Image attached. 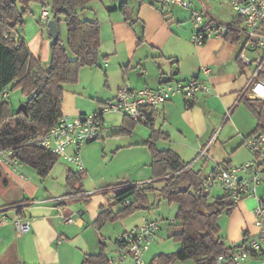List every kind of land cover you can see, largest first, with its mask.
Returning <instances> with one entry per match:
<instances>
[{"label":"crops","instance_id":"obj_1","mask_svg":"<svg viewBox=\"0 0 264 264\" xmlns=\"http://www.w3.org/2000/svg\"><path fill=\"white\" fill-rule=\"evenodd\" d=\"M122 1L100 4L94 2L82 13L84 18L97 19L101 25V56L106 59L100 61L97 71H103L106 82L100 87L96 86V80L100 79L102 74L91 70L84 72V79L79 78L77 85L74 86V92H70V87L65 85L62 113L69 116L93 114L105 102L116 97L121 85L133 89L156 88L162 84L161 80L165 76H171L172 80L198 78L210 89L192 100H187L183 96L175 97L163 105L156 122L137 123L130 134H120L126 122L125 116L111 113L121 115L117 120H113L107 119L105 115V126L95 141L101 140L97 144L103 148L106 173L103 171L98 177H92L90 164L81 158L86 172L83 187L86 194L92 195L89 202L68 198L66 187L68 174L71 170L78 171L76 164H68L59 173L58 181L49 184L46 189L49 194L47 198L36 199L38 191L36 187L32 193L33 200L23 198L24 203L20 210H6L5 207H0V242L5 240L9 249H14L18 264H82L86 255L98 254L102 245L106 247L108 261L114 255L116 241L120 236L146 221L155 220L150 217V211L136 212L124 220H109L101 229L95 225L102 207L109 208L114 214L122 209L115 196L111 193L104 194L105 190L121 184H145L153 180L150 167L152 156L146 145L152 129L167 137L158 141L159 149H172L185 163L193 164L195 170L197 150L219 130L218 139L210 153L211 158L197 161V163L203 161L198 167L203 176L205 168L210 166L211 169L215 162L233 166V163L242 164L252 159L245 141L254 133L256 119L253 122L249 119L243 124L236 115L255 68L253 65L245 66L238 60L241 53L252 59L256 54L246 45L247 39L242 33L244 22L233 17L228 9L219 15L212 12L205 0H191V6L187 8L191 16L192 10L205 8L209 12L206 26H212L213 20L229 27L221 36H212L205 44L197 46L191 42L193 34L191 18L184 21L185 19L179 18L178 12L168 11L167 6L162 10L163 6L158 4L157 0H129L130 15L135 21L131 25L118 10ZM224 2L229 5L226 0ZM39 24L41 31V28L36 29L32 35L23 38L28 42L34 57L46 64L51 56L52 39L44 37L45 31L48 33L47 25L43 22ZM229 30L233 37H227ZM12 36L17 35L12 33ZM105 43H111V47L108 46L106 53L103 54ZM204 69H210V72L204 73ZM228 112L237 117L236 135L242 136L236 147L233 145V137L230 141L229 139L219 141L220 133L230 121V118L227 119ZM83 147L71 146L70 155L74 153L81 155L84 152L85 156H88L90 147L86 145ZM70 165L77 168L73 169ZM107 167L109 168L106 170ZM7 172L17 186L21 182L29 183V178L24 173L26 177L11 170ZM88 178L100 182V185L97 184L94 190H88L85 184ZM258 193L264 196V182L258 188ZM256 204L255 198L247 197L237 204L232 214L219 220L221 235L228 246L242 245L246 233L253 234L257 231L254 224ZM61 212L65 215L73 214L75 223L62 222L59 216ZM17 216L25 217L30 222L29 232L18 234L13 223ZM4 219L7 220L1 224ZM174 223L175 220L167 224L171 226ZM108 227L110 231H115V235L109 230L105 235L104 231ZM161 227L158 238L144 256L150 264L157 255L169 253L161 248L164 230L162 225ZM148 255L151 260L147 259ZM257 263L251 259L241 264ZM123 264L132 262L127 261Z\"/></svg>","mask_w":264,"mask_h":264},{"label":"trees","instance_id":"obj_2","mask_svg":"<svg viewBox=\"0 0 264 264\" xmlns=\"http://www.w3.org/2000/svg\"><path fill=\"white\" fill-rule=\"evenodd\" d=\"M96 1L101 0H0V148L14 149L17 160L32 167L41 179L49 177L60 157L43 148L30 146V138L47 133L58 123L63 116L64 87L78 81L81 68L98 66L101 57L106 59L101 56L99 21L82 16L86 8ZM32 4L42 8L49 6L51 19L56 21L59 29L57 40L51 42V56L46 64L34 57L23 37L12 36L19 27L25 26ZM118 10L125 16L126 22L131 25L135 22L127 0L121 2ZM62 25L66 27V40L61 35ZM229 36H234L230 30ZM5 90L10 95L13 90L20 91L26 98L27 112L13 110L10 97L2 101L1 95ZM241 100L256 119L253 134L264 133V101L250 99L247 95H243ZM136 125L126 117L120 134H130ZM163 139L167 137L152 129L146 144L152 156L150 167L153 180L145 184H121L105 190L104 194L115 196L122 209L114 214L109 208L102 207L95 225L101 229L109 220H124L136 212L151 211L157 206L150 201V195L154 194L159 203L168 201L178 205L175 223L171 225L175 229L170 238L181 247L175 252L157 255L152 264L186 261L218 264L220 256L232 249L242 248L246 242L245 234L242 245L228 246L219 226L222 214H232L238 203L225 195L211 201L210 193L201 189V171L195 170L193 164L185 163L172 149H159L157 143ZM85 177L84 169L69 172L66 182L68 198L89 202L92 195L86 194L83 187ZM16 186L6 168L0 164V199H7V204L3 206L6 210H20L24 203L17 199L9 202L7 190ZM0 264H18L13 248L7 251ZM82 264H108L106 247L102 245L96 255H86Z\"/></svg>","mask_w":264,"mask_h":264},{"label":"built area","instance_id":"obj_3","mask_svg":"<svg viewBox=\"0 0 264 264\" xmlns=\"http://www.w3.org/2000/svg\"><path fill=\"white\" fill-rule=\"evenodd\" d=\"M226 1L235 16L244 22L242 33L247 39L246 45L256 53L254 59L244 53L238 56V60L243 65L255 67L244 95L250 99L264 101V0ZM157 3L186 9L191 6V0H157ZM50 19L51 9L46 6L42 10L41 20L47 24ZM207 19H209L207 9L192 10L191 42L197 46L205 44L212 36H221L223 31L229 28L213 20L212 26H206ZM203 71L209 73L210 69ZM209 89L210 87L198 78L173 79L156 88L133 89L122 85L116 97L105 102L95 113L78 116L63 114L58 123L47 133L31 137L28 143L30 146L43 148L64 158L68 163L76 164L79 170H83L80 154L68 155L67 149L71 146L81 148L95 141L105 126V115L118 113L136 123L153 124L158 119L163 105L168 101L177 96L192 100ZM9 97L8 90H5L1 100L7 101ZM231 113H227V119L230 118ZM218 132L219 130L197 151L195 162L211 158L210 152L218 139ZM245 145L252 154L250 161L236 166L216 162L210 173L203 176L201 184V189L205 193L220 187L224 195L235 203L247 197L255 198L257 203L254 209V224L257 231L253 234L246 233L247 238L243 247L232 249L226 255L220 256L217 260L218 264H241L251 259L258 262L257 264H264V196L258 193V188L264 182V133L250 135ZM0 164L14 173L23 174L24 165L17 160L14 149L0 148ZM59 216L65 224L75 223L73 214L65 215L61 212ZM6 220L4 219L1 224ZM13 223L19 235L30 231V222L25 217L17 216ZM161 229L160 220L146 221L140 226L133 227L117 239L114 255L108 260V264H123L127 261H131L132 264H150L144 256L158 238Z\"/></svg>","mask_w":264,"mask_h":264},{"label":"rangeland","instance_id":"obj_4","mask_svg":"<svg viewBox=\"0 0 264 264\" xmlns=\"http://www.w3.org/2000/svg\"><path fill=\"white\" fill-rule=\"evenodd\" d=\"M117 1L118 0H101V1H96V3L100 4V3H109V2H117ZM127 1H129V0H127ZM205 1L208 3V7L212 10L213 13H217V14L221 15V14H223L222 13L223 11L228 9V12L230 14H232L233 17H236L234 14V11L230 7V5L225 4L224 0H205ZM119 6H120V4H119ZM42 10H43V8H41L40 5L32 4L30 7V11L26 15L25 26L19 27L17 32H14V33L17 36H21V37H24L26 35L30 36L36 31V29L41 28L39 23L43 22L41 20ZM167 10L178 12L177 15L179 16V18H181L182 20L185 19L184 21H186V19L189 20V18H191V17H189V16H191V14L187 9H183V8L182 9H178V8L176 9L175 6H167ZM184 21L182 22V24L185 23ZM41 30H42V28L40 29V31ZM61 35H62L63 39L66 40L67 31H66L65 25H62ZM44 37H45V39L50 40V37L48 36L47 31H45ZM108 46L111 47V43H105L103 45V49H102L103 54L106 53ZM254 55L256 56V54H254ZM100 61H104V59L101 57ZM91 70L98 72V74L99 73L102 74V75H100V79L98 78V80H96V86L100 87V86L104 85V83L106 82V77L104 76V73L102 70L97 71L98 70L97 66L81 68V70L79 72V78L83 77V79H84V75H85L84 72H90ZM79 78H78V81H79ZM78 81L76 83H71V84L67 85L70 87L69 88L70 92L75 91L74 86L77 85ZM117 92H118V90H117ZM25 101H26V98L22 97L20 91L13 90L11 92L10 102L12 103L13 110H18L20 105L24 104ZM236 115L239 116L238 118L241 119V122L243 124L247 123V121L249 119H251L252 122L255 121L254 116L252 115L250 110L244 105V103H242L241 106L237 109ZM119 116H121V115L109 113V114H107V119L117 120L119 118ZM229 120L230 121L226 124V128L219 135V138H220L219 141L224 142L225 139H229V141H230V140H232V137H233L234 138L233 145H235L234 147H236L237 144L239 142H241L242 136L236 135V130H235L236 122H235V120H237V117H235V115H233V116L230 115ZM140 126L143 127V125H140ZM100 141L99 140L93 141L92 143H89L86 145L87 147H90V149H91L90 152L88 153V156H85L84 152H82V154L80 155V157L83 160H86L87 163L90 164V167L92 170L91 176L94 178L98 177V175H100L103 171H105L104 158H103L104 156H103V150H102L103 148L99 147V145L97 144ZM218 144H221V142L220 143L218 142ZM69 148L67 149V152H66L68 155H70ZM196 155H197V152H196ZM202 162L203 161H201L199 163L196 162L197 164L195 163L194 167L197 170H199L200 168L198 169V167H200V164ZM215 163H214V165H215ZM68 164H70V163H68L63 158H61L59 163L57 164L56 168L53 170V172L46 179H41L38 176L37 172L32 167L24 166L22 168V171L29 178V181H28L29 183L23 184L21 182V183H18L19 186H16V187H13V188L7 190V194L10 197L9 202L12 199L22 200L25 197L33 200L32 193L35 191L36 187H38V191H37V194L35 196L36 199L42 200L44 198H47L49 196V194L47 193L46 189L48 188L49 184L56 183L58 181L59 173ZM214 165L212 166V168L214 167ZM236 165H239V163L238 164L233 163V166H236ZM70 166L73 169L77 168L75 165H70ZM109 167H107L106 170ZM209 167L205 168V170H204L205 174L210 173L212 168L210 169ZM6 169L9 170L8 168H6ZM105 173H106V171H105ZM99 183L100 182H96L95 180L93 181L91 178H88L85 181L86 188L88 190H94L96 188L97 184L100 185ZM223 196H224V191L220 187H216V188H214V190L212 192H210V200L211 201H213L214 199H217V198H221ZM150 201H151V203H155L157 205L155 208L151 209V211L149 213L150 217L152 219H155V220H160L161 225L164 228V230L162 231L163 239H161L162 240L161 248L163 249V251H166L169 253H172V252L180 249V244L178 242H176L174 239L170 238V235L174 231L175 227L168 226V224H167L169 221L175 220L176 214L178 212V205L176 203H170L168 201H161L159 203L157 201V199L155 198L154 194L150 195ZM7 202L8 201L6 198L0 199V207H3L4 205H6ZM13 211H14V209H13ZM226 216H227V214L223 213L222 216L220 217V219H222L223 217H226ZM108 230H109V227H108V229H106L104 231L105 235L110 231V230L109 231ZM110 232L112 233V235H115V231H110ZM8 250H9V246L7 244V241L4 240L2 243L0 242V261L2 260V258L4 257V255L7 253ZM147 259L151 260L149 255L147 256ZM176 264H195V263L193 261H186V262H178Z\"/></svg>","mask_w":264,"mask_h":264},{"label":"water","instance_id":"obj_5","mask_svg":"<svg viewBox=\"0 0 264 264\" xmlns=\"http://www.w3.org/2000/svg\"><path fill=\"white\" fill-rule=\"evenodd\" d=\"M47 28H48V36L52 39V41H56L58 36H59V29L57 26V23L54 19H50L47 23ZM226 34V32H225ZM172 80L171 76H165L162 78L161 83L166 84ZM18 112H27V107L26 104L20 105V107L17 110ZM229 264V263H226Z\"/></svg>","mask_w":264,"mask_h":264}]
</instances>
